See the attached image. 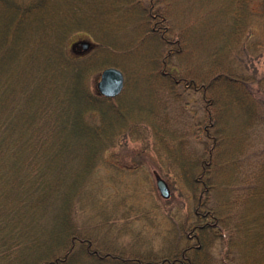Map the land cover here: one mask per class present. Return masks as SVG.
<instances>
[{
	"label": "trees",
	"instance_id": "16d2710c",
	"mask_svg": "<svg viewBox=\"0 0 264 264\" xmlns=\"http://www.w3.org/2000/svg\"><path fill=\"white\" fill-rule=\"evenodd\" d=\"M178 2L0 0V264H215L217 239L230 264H264V96L244 60L253 0H182V22ZM79 31L93 35L91 55L66 53ZM108 66L143 91L91 92ZM142 123L193 203L194 243L163 255L103 247L75 220L102 154Z\"/></svg>",
	"mask_w": 264,
	"mask_h": 264
},
{
	"label": "rangeland",
	"instance_id": "374dc122",
	"mask_svg": "<svg viewBox=\"0 0 264 264\" xmlns=\"http://www.w3.org/2000/svg\"><path fill=\"white\" fill-rule=\"evenodd\" d=\"M251 9L254 12L251 27L245 35L251 47V55L244 60L250 69L257 72L260 78L258 89L264 96V0H253ZM172 14H175L178 22H182V0L172 7ZM80 42H88L89 48L80 51ZM96 46L93 35L88 31H79L69 37L65 51L70 56H88ZM104 68L89 78L88 89L93 93L98 92L96 83ZM165 70L175 73L173 68ZM121 72L124 75L121 93L114 97H104L117 98L130 88L133 94L143 91L146 85L134 82L136 76L133 71ZM154 86L160 87L158 84ZM174 93L173 96L180 97L182 101L181 85L175 87ZM183 97L188 102L186 114L198 117L199 95L189 91L183 93ZM175 109L181 110L182 105L178 108L173 104L166 112L174 115ZM141 127V135H119V140L102 154L101 161L84 185L82 199L75 207V220L78 227L82 225L103 247L129 248L144 254L153 252L163 255L169 253L173 245L180 249L187 243H194L184 232L194 220L193 203L190 191L184 186L181 177L173 171L166 157L159 155L163 150L153 145L151 127L143 123ZM260 140L264 141V138ZM156 176L167 184L168 198L160 195ZM210 251L215 264H230L231 254L225 240H215Z\"/></svg>",
	"mask_w": 264,
	"mask_h": 264
},
{
	"label": "water",
	"instance_id": "95a60500",
	"mask_svg": "<svg viewBox=\"0 0 264 264\" xmlns=\"http://www.w3.org/2000/svg\"><path fill=\"white\" fill-rule=\"evenodd\" d=\"M80 51H85L89 48L90 44L88 42H80L78 44ZM124 86V75L118 68L114 66H109L104 68L100 75L99 80L96 83V88L98 92L106 97H114L121 93ZM156 186L163 198H168L169 189L164 180L159 176H156Z\"/></svg>",
	"mask_w": 264,
	"mask_h": 264
}]
</instances>
